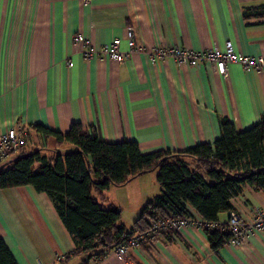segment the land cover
Listing matches in <instances>:
<instances>
[{"label":"crops","instance_id":"1","mask_svg":"<svg viewBox=\"0 0 264 264\" xmlns=\"http://www.w3.org/2000/svg\"><path fill=\"white\" fill-rule=\"evenodd\" d=\"M259 4L264 0H0V133L27 127L20 151H62L69 145L58 146L32 126L64 133L76 122L97 128L105 142L135 141L149 153L211 143L223 117L243 130L264 112V70L229 63L223 77L207 65L194 69L171 58L152 63L145 53H131L121 63L103 55L83 59L71 39L80 33L98 47L116 37L126 51L130 29L142 47L202 50L230 40L235 51L264 57V22L241 15ZM146 174L121 186L138 187L131 201L140 209L151 199L141 186ZM263 195L245 186L231 200L233 209L242 216L263 210ZM136 214L122 223L125 228ZM0 236L17 264H264V232L251 234L239 248L214 251L202 231L190 228L130 248L124 260L112 253L98 259L73 254L51 202L29 185L0 189Z\"/></svg>","mask_w":264,"mask_h":264},{"label":"trees","instance_id":"2","mask_svg":"<svg viewBox=\"0 0 264 264\" xmlns=\"http://www.w3.org/2000/svg\"><path fill=\"white\" fill-rule=\"evenodd\" d=\"M243 19L264 22V4L245 7ZM44 137L53 136L66 150L37 148L18 153L0 167V189L29 185L43 193L72 242L73 254L87 253L98 259L114 245L146 228L145 218L188 214L218 220L233 209L231 200L245 186L264 194V112L259 120L237 131L227 118L219 119V136L180 151L141 153L135 141L105 142L97 128L71 123L64 133L40 124L32 126ZM156 170L160 193L147 200L131 227L120 222L121 210L103 206L104 191ZM209 248L224 245L227 235L219 230L203 232ZM0 264H17L0 236ZM80 264H85L82 260Z\"/></svg>","mask_w":264,"mask_h":264},{"label":"built area","instance_id":"3","mask_svg":"<svg viewBox=\"0 0 264 264\" xmlns=\"http://www.w3.org/2000/svg\"><path fill=\"white\" fill-rule=\"evenodd\" d=\"M86 3L89 0H80ZM72 43L78 48L83 59L96 56H106L121 63L131 53H145L150 62L158 59L171 58L178 65H187L199 69L207 65L213 73L226 76V66L229 63L240 65L245 71L261 72L264 70V57L248 56L235 51L230 40L223 42L221 48L217 46L209 49L194 50L187 47L167 46L156 44L151 47L135 45L130 29L126 31L127 50L120 51L119 39L114 37L108 43L98 47L93 46L86 37L80 33L72 35ZM70 62L67 61V65ZM28 128L23 126L10 127L0 133V167L26 143ZM264 196V195H263ZM188 214L164 215L157 219L145 218L146 228L136 231L124 240L114 245L106 253H112L124 260L130 248L147 247L157 241L158 237L181 229L220 230L227 235L225 243L229 246H241L243 241L255 232H264V209L258 210L248 216L240 215L236 210L226 212L224 221H207L200 218L192 208L187 207ZM105 253V254H106ZM104 254V255H105ZM104 255L100 256L103 257Z\"/></svg>","mask_w":264,"mask_h":264},{"label":"rangeland","instance_id":"4","mask_svg":"<svg viewBox=\"0 0 264 264\" xmlns=\"http://www.w3.org/2000/svg\"><path fill=\"white\" fill-rule=\"evenodd\" d=\"M27 151H29V150H27ZM155 176H156V170L151 171L144 176V178H143L144 182L141 183L142 184L141 186L144 185L147 187L146 196H148V198H153V196H155L157 194V191L159 189V186L155 180ZM105 193H106V197H107L106 198L107 202L111 203V204H115V206H117L118 208L121 209L120 222L124 223V224L125 223L129 224L133 220V218H134L133 216H135V214H136L135 212H139V210H140V207H136L137 202L131 201V196L133 194L139 193L138 187L134 184H129V185H126L123 187L115 186V187H112L109 191H106ZM137 214H136V216H137ZM218 217H220V218L224 217V213L223 212L219 213ZM126 228L128 229V227H126ZM246 240H247V238L243 241L242 245L245 243ZM224 245H227V244L224 242ZM241 246H237L236 248H239ZM81 254L84 256H87L86 252L81 253Z\"/></svg>","mask_w":264,"mask_h":264},{"label":"water","instance_id":"5","mask_svg":"<svg viewBox=\"0 0 264 264\" xmlns=\"http://www.w3.org/2000/svg\"><path fill=\"white\" fill-rule=\"evenodd\" d=\"M2 167V166H1Z\"/></svg>","mask_w":264,"mask_h":264}]
</instances>
